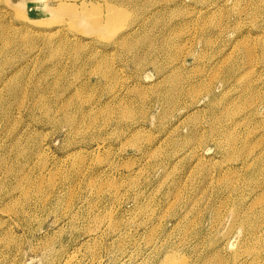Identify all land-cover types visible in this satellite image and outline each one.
Listing matches in <instances>:
<instances>
[{"label": "rangeland", "instance_id": "374dc122", "mask_svg": "<svg viewBox=\"0 0 264 264\" xmlns=\"http://www.w3.org/2000/svg\"><path fill=\"white\" fill-rule=\"evenodd\" d=\"M0 162V264H160L169 248L264 264L246 244L264 217V0H0ZM23 176L46 197L18 195ZM98 199L96 217L124 224L139 201L189 242L79 244L89 217L65 214Z\"/></svg>", "mask_w": 264, "mask_h": 264}, {"label": "bare ground", "instance_id": "6f19581e", "mask_svg": "<svg viewBox=\"0 0 264 264\" xmlns=\"http://www.w3.org/2000/svg\"><path fill=\"white\" fill-rule=\"evenodd\" d=\"M249 52V50H248ZM251 53V52H250ZM252 55V54H251ZM17 92V91H15ZM13 94V92H12ZM16 95V94H15ZM13 96V95H12ZM14 98V97H13ZM15 99V98H14ZM13 99V100H14ZM20 99V98H19ZM24 99V98H23ZM17 100V99H16ZM19 101V100H18ZM17 101V102H18ZM21 101V100H20ZM16 102V101H15ZM9 103V102H7ZM20 103V102H18ZM25 103V102H24ZM23 103V104H24ZM6 104V103H5ZM22 104V103H21ZM7 105V104H6ZM5 105V106H6ZM17 107V105L15 106ZM21 107V106H19ZM13 108V106H12ZM11 108V109H12ZM16 109V108H15ZM8 110V109H7ZM17 110V109H16ZM4 112V111H3ZM9 112V111H8ZM16 112V111H15ZM6 114V113H5ZM4 115V114H3ZM141 130L140 127H138L136 129V131ZM138 133V132H137ZM229 134V133H228ZM231 135V134H230ZM229 137V136H227ZM238 137V136H237ZM20 140V139H19ZM229 144L230 146H235V138L229 137ZM238 142V141H237ZM259 142V141H258ZM97 143V142H96ZM247 143V142H246ZM256 143V142H255ZM258 144V143H257ZM11 145V144H10ZM9 145V146H10ZM263 145V144H262ZM104 147V144L99 142L96 145H94L92 147L93 151L95 152H100V150ZM247 148V146H246ZM259 148V147H258ZM261 148V147H260ZM40 152V151H39ZM79 153H82V151H79ZM177 154V153H176ZM207 156V155H206ZM70 158V157H69ZM178 158V157H177ZM68 159V158H66ZM69 160V159H68ZM201 160V159H200ZM173 161V160H172ZM9 172V168H8V164L4 163V162H0V173H3V175L7 174ZM106 173V172H105ZM2 175V176H3ZM67 176V175H66ZM65 176V177H66ZM1 177V175H0ZM25 176H23L24 179V183H27L26 186H22V189L18 192V195L21 196H25L26 200L28 201V203L33 202V195H42V197H46V195H44L43 193L40 194V190L42 189V185L41 187H39V185H35V183L26 176V178H24ZM71 177V176H70ZM67 178V177H66ZM68 179V178H67ZM109 180V179H108ZM65 181V180H64ZM2 182V180H0V183ZM44 183V182H42ZM116 183V182H115ZM114 182L111 184H108L110 187V190H114L115 194L113 195V197L111 198L114 204H117L121 201L120 198V194H121V184H115ZM41 184V183H40ZM46 184V183H45ZM53 182H50L47 184L48 185H52ZM67 184V183H66ZM256 184V183H255ZM258 184V183H257ZM54 185V184H53ZM52 185V186H53ZM71 186V184H70ZM104 182H99L96 183V192L97 194V198H101L103 197L101 194L102 193H106L103 192L104 191ZM74 186L69 187L68 191L66 192V196L70 197L73 192H74ZM67 188V187H66ZM255 188V187H254ZM260 190L264 191V182L259 184V186L257 187ZM257 191V190H256ZM136 192V190H135ZM253 192V190H252ZM255 192V191H254ZM140 193V192H139ZM145 193V192H144ZM12 194V193H11ZM14 194V193H13ZM109 194V193H108ZM136 195V194H135ZM10 196V195H9ZM141 196V195H140ZM145 196V195H144ZM151 196V195H149ZM9 198V197H8ZM129 198V197H127ZM142 198V197H141ZM148 198V197H147ZM146 198V199H147ZM133 199V198H132ZM136 199V198H135ZM138 199V198H137ZM136 199V200H137ZM142 201V200H141ZM124 202V201H123ZM145 202V201H144ZM108 203H110V198ZM134 203V202H133ZM137 203V202H136ZM139 205L136 206V209L138 211V213H127V219L125 218L124 224L122 222V220H118V219H114V212L116 211L117 207H113L111 209H109V213L107 214V216L105 217H96L95 213L96 211H98L97 209H101L104 206H107L106 201H103L102 199H98V201L94 204L93 207L91 208H85L84 204H86V201L84 204L82 203H78L76 206V208L74 209V211H69L68 213L65 214L66 219H70L69 222H71L77 215L78 213H81L82 216L83 215H88L89 217V221L91 226L93 227L92 229H88L90 231L86 232L84 234L83 237V241L79 242V244H184L186 242H189V235L187 234V232L184 230V228H181V225L185 226L186 224L183 223L182 221L179 224H176L177 226L174 227L172 230H165V231H159L156 229V226L158 224H156V226H154L153 228H149L150 223L153 221L155 223H162V220H157L155 217V214L148 208V207H143L140 206V202L138 201ZM135 204V203H134ZM120 206V205H119ZM135 206V205H134ZM236 206V205H235ZM238 206V205H237ZM236 206V207H237ZM124 207V206H123ZM234 208V211L236 213L237 208ZM34 209V208H33ZM246 210L245 208V204H241L240 209L238 211V215L234 214V218L237 219V217L242 218V212L243 214L244 211ZM24 212V211H23ZM102 212V211H101ZM131 212V210H130ZM124 214V213H123ZM232 214V213H231ZM241 214V215H240ZM262 214V213H261ZM95 217H94V216ZM240 215V216H239ZM182 216V215H181ZM180 216V217H181ZM158 218V217H157ZM163 218V216L161 217ZM64 219V217H63ZM85 219V218H84ZM160 219V218H159ZM164 220V219H163ZM60 221V220H59ZM58 221V222H59ZM88 221V220H87ZM176 221V219H175ZM185 221V220H184ZM174 222V221H173ZM14 223V218H12L11 216L7 217V219H5L4 224L6 227L11 226ZM140 225L143 227V229L140 228H136L134 230H136V233L138 234L141 230L142 232V236L140 234H138L140 237L139 238H134L133 234H131L132 231V227L134 228L136 225ZM58 225V224H57ZM56 226V225H55ZM162 226V225H161ZM179 228V229H178ZM264 228V217L260 216V220L259 222H256L250 229H248L249 231V235L247 238V243L246 244H264V238L262 236L257 235V233L262 232V229ZM177 231V232H176ZM135 233V234H136ZM83 236V235H82ZM166 238V241L164 243L162 237ZM229 238V237H228ZM162 242V243H161ZM232 241H229V239H225L223 240V244L224 246H228ZM220 243V238L212 243V244H219ZM187 245V244H186ZM122 246V245H121ZM151 246V245H150ZM134 247V246H133ZM120 248V247H119ZM122 248V247H121ZM136 248V247H135ZM163 248V247H162ZM175 248H173V250H171L170 248L166 251V254L163 255L162 257H160L159 263L160 264H189L188 261L184 258H177L176 256V251L174 250ZM225 248H222L221 250H224ZM216 250H218V248L216 247ZM214 254H218V252H216L213 248ZM74 254V253H73ZM219 254L220 250H219ZM218 254V255H219ZM237 253H235V255L233 256L234 261L233 264H243L246 262V257H239L238 255H236ZM164 257V258H163ZM215 257V256H214ZM221 257V256H220ZM70 260H75L77 257L72 255L69 257ZM222 259V257L220 258ZM219 260V259H218ZM217 260V261H218ZM132 261V260H131ZM193 261V260H192ZM206 262V261H205ZM191 263V262H190ZM149 264V263H148ZM206 264H211L210 261H208ZM215 264V261H214ZM219 264V263H218Z\"/></svg>", "mask_w": 264, "mask_h": 264}]
</instances>
